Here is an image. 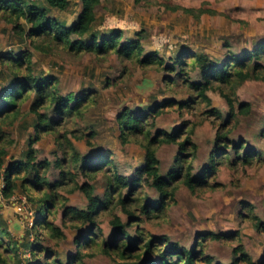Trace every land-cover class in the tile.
<instances>
[{
  "label": "rangeland",
  "instance_id": "obj_1",
  "mask_svg": "<svg viewBox=\"0 0 264 264\" xmlns=\"http://www.w3.org/2000/svg\"><path fill=\"white\" fill-rule=\"evenodd\" d=\"M28 1L42 4L49 16L66 25L76 20L81 9L79 0H69L66 9L49 7L45 0ZM93 28L97 38L115 31L121 33V42L139 38L143 55L154 53L166 62L186 50L204 53L224 62L230 54L242 55L264 42V0H100L95 7ZM84 39L89 41L90 37L85 36ZM22 50L30 54L34 75L57 77L61 95L91 92L81 115L62 118L53 131L40 132L35 140L33 122L37 117L29 110V97L20 105L19 118L12 124L0 119V131L13 140L7 145L4 165L0 169V228L8 231L2 238L8 241L10 237L21 244L39 237L37 241L56 255L49 253L47 260H44V255L36 260L30 259V264H61L76 251L75 238L87 231V225L78 226L75 220L63 214V206L57 203L51 219L63 236L54 238L48 231L36 229L32 225L38 217V202L27 199L18 188L9 197L2 195L5 167L10 161L23 158L31 147L35 161L50 162L45 177L54 181L60 178V168L54 163L56 159L66 157L63 146L67 141L73 144L81 158L97 160L100 155L105 156L108 162L101 168L87 171L90 177L70 162L65 168L69 174L57 187L61 202L84 209L88 200L79 184H90L93 194L103 201L107 187L106 172L114 167L117 173L130 178L143 162L144 149L136 138L122 143L116 117L125 108L138 113L153 102L160 103L167 98L186 102L190 92L180 76L140 66L114 51L99 55L95 52L75 54L63 46H49L43 41L38 43V40L32 43L28 37L21 39L13 32L12 24L0 17V55L10 51L17 54ZM262 59L264 61V56ZM25 72L23 70L19 75ZM188 78L190 81L202 80L199 71L190 72ZM9 81L0 59V89ZM207 96L210 98L209 106L201 100L191 102L182 112L171 108L153 120V131H171L185 120L196 123L191 134L194 147L188 150L190 154L182 163L184 166L187 161L191 163L194 174L201 173L208 165L218 125L229 116V106L218 90H208ZM235 96L238 102L249 104V112L238 113L232 119V131L228 137L238 145L244 143L246 147L240 148L238 156L234 148H226L224 151L228 153L229 160L218 164L205 186L191 191L179 182L174 202L164 211L143 215L141 221L126 224L130 235H135L139 229L153 235H165L170 243L192 249L197 246L199 234L219 233L225 237L211 239L206 236L202 239V249L212 258L211 264H230L241 255L239 247L254 263L264 264V231H259L252 220L255 215L264 223V78L243 81L235 88ZM211 108L221 112V119L210 115ZM39 113L58 118L52 108H41ZM92 130V145H89L86 139ZM249 149L260 153L261 158L253 156L249 162L243 161ZM178 153L175 144H162L157 148L161 174L165 175L170 168L177 166ZM140 190L149 201L158 198V192L147 184L140 186ZM123 191L125 194L127 189ZM128 206L139 214L136 203L129 200ZM112 214L119 215L122 222L128 220L121 207L112 203L98 210L95 221L102 236H93L95 242L100 243L103 238L110 237ZM81 251L84 264H134L102 253L100 244H87ZM22 256L29 257V252L25 251ZM150 259L157 260V257L154 255ZM239 264L247 263L241 260Z\"/></svg>",
  "mask_w": 264,
  "mask_h": 264
},
{
  "label": "trees",
  "instance_id": "obj_2",
  "mask_svg": "<svg viewBox=\"0 0 264 264\" xmlns=\"http://www.w3.org/2000/svg\"><path fill=\"white\" fill-rule=\"evenodd\" d=\"M81 9L76 20L69 25L51 17L40 3H33L28 0H0V17L12 24L13 32L21 39L28 37L32 43L38 40L47 45L63 46V49L72 51L75 54L91 53L104 54L114 51L127 60H133L140 66H149L174 76L181 78L183 84L190 92L186 102L175 101L167 98L162 102H153L145 110L136 113L135 110L125 108L117 117L120 139L122 143L128 142L130 138H136L144 149L143 162L128 178L117 173L113 167L106 172L107 187L105 199H101L93 194L92 186L87 182L79 184L78 187L84 193L88 203L86 207L76 208L64 204L60 201V194L57 187L63 183V178L69 174L65 170L66 166L73 162L79 171L87 177L89 170L101 168L103 163L108 161L101 155L97 160L81 158L73 144L67 141L63 146L66 157L56 159L54 166L60 168V178L49 181L45 173L50 165L47 160L35 161L34 151L31 147L25 151L23 158L10 161L5 167V185L2 195L9 197L18 188L23 191L26 198L38 202V217L33 225L36 229H43L50 233L54 238L63 236L59 227L53 221V210L58 204L63 206V214L71 217L78 223V226L87 225L85 233L78 234L75 238L77 249L74 253L66 257L61 264H84L81 249L87 244H100L102 253L113 257V259L130 260L134 264H211L212 258L205 255L202 246L203 237L211 239H221L219 233H201L192 249L179 247L176 243H170L165 235H153L142 230H137L135 235H130L126 230V224L134 221H141L142 216L158 214L164 211L171 202H174L176 186L180 182L189 190L203 187L208 181V176L215 172L221 161H228L226 148H234L237 153L244 149L245 144L238 145L231 141L228 134L232 131V119L238 113H248L249 104L238 102L235 96V88L243 81L250 78H264V42L259 43L254 49L245 51L242 55L230 54L224 62L210 58L204 53H190L189 51L180 52L175 59L166 62L163 58L154 53L143 55V47L140 39H128L121 42V33L112 32L97 38L93 30L95 22V7L100 0H79ZM49 7L66 9L69 0H45ZM24 21L29 26L23 24ZM140 35V32L136 33ZM89 36L90 40H85ZM1 62L5 65L10 81L0 89V119L3 122L12 124L19 118V108L24 100L30 98L29 110L36 115L33 126L35 136L43 131H53L62 118H69L72 115H81L84 104L87 102L91 92L81 95L67 94L61 95L57 85V77L54 75H34L30 67V54L22 50L15 54L10 51L6 55H0ZM26 70L22 75L19 72ZM199 71L202 80L190 81V72ZM208 90H218L229 106V116L219 123L216 132L215 145L210 153V160L202 172L194 174L193 165L184 161L190 154L188 150L194 147L191 134L196 123L183 121L181 125L171 131L154 128V118L165 112L172 110L184 111L191 102L204 101L210 105V98L207 96ZM41 108H52L58 115L53 119L47 115L39 113ZM210 115L221 119V112L211 108ZM153 116V117H151ZM93 130L87 134L86 143L92 145ZM5 136V139H4ZM32 143V140L29 141ZM13 140L7 134L0 131V169L4 165V158L7 154V145L12 144ZM162 144H175L177 146V166L172 167L167 173L161 174L159 170V159L156 156L157 148ZM240 146V147H239ZM223 154V155H220ZM253 156L261 158L260 153H255L251 149L244 154L243 161L249 162ZM264 160V158H263ZM149 185L158 192V198L147 200L146 194H142L140 186ZM127 189L124 194L123 190ZM137 193V194H136ZM140 193V195H139ZM142 196V197H141ZM129 200L137 204L139 214L135 209L128 206ZM128 201V203H127ZM58 203V204H57ZM121 207L126 213L128 220L122 222L119 215L112 214L110 224L112 232L109 238H103L98 243L93 236H102L100 229L95 221L98 210L107 208L108 204ZM254 226L259 231H264L262 223L255 215L252 217ZM80 228V227H78ZM8 234L6 228H0V264H30V259H37L44 255L47 260L49 253H56L41 245L37 238L33 242H22L3 240V236ZM97 241V240H96ZM167 247V248H166ZM240 256L235 258L230 264H239L244 261L247 264L254 263L241 247ZM25 251L29 252V257H23ZM9 252V253H8ZM156 256L157 260H151V256Z\"/></svg>",
  "mask_w": 264,
  "mask_h": 264
}]
</instances>
